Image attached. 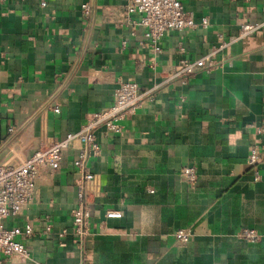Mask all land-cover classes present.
Returning <instances> with one entry per match:
<instances>
[{"label": "crops", "instance_id": "0c3cea01", "mask_svg": "<svg viewBox=\"0 0 264 264\" xmlns=\"http://www.w3.org/2000/svg\"><path fill=\"white\" fill-rule=\"evenodd\" d=\"M179 1L208 26L166 31L155 56L141 44L140 27H116L123 0H0L1 164L77 132L110 106L117 78L154 93L121 122V133L97 132L101 151L88 164L95 180L87 185L85 254L72 236L64 246L56 238L70 228L77 202L75 151L66 150L35 200L6 220L7 228L30 225L32 234L18 238L29 258L4 264H264V135L261 178L254 182L247 155L255 138L246 127L264 126V0ZM82 4L90 7L88 18ZM243 23L262 29L217 54L222 66L185 85L163 83L180 59L205 56L217 34L236 37ZM187 165L199 175L193 187L179 175ZM107 211L121 218L106 219ZM179 228L193 234L184 248L174 244ZM242 228L256 230L261 242L237 241Z\"/></svg>", "mask_w": 264, "mask_h": 264}, {"label": "built area", "instance_id": "2783aa9c", "mask_svg": "<svg viewBox=\"0 0 264 264\" xmlns=\"http://www.w3.org/2000/svg\"><path fill=\"white\" fill-rule=\"evenodd\" d=\"M44 6V2H41ZM81 13L85 18L90 15L88 4H82ZM123 20L117 22L116 27L138 26L143 30L145 40L142 45L148 47L157 56L162 53L160 45L163 34L168 30L183 32L197 27L206 28L207 18L195 22L193 15L184 10L179 0H123ZM262 29V24L243 23L239 26L236 37L225 39L222 33L217 34L216 42L210 46L208 53L198 59H180L175 66L167 72L163 83L176 80L182 85L198 73H210L222 66L215 57L224 51L238 38L254 34ZM134 36V31L130 32ZM124 47V42L122 43ZM180 51L183 48L180 47ZM115 88L112 94L110 106L100 109L92 114L75 133H68L62 139H52L42 142L38 148L28 157L20 161L0 163V264L11 262L19 258L27 260L29 253L19 237L28 238L32 234L30 225L23 228H7L6 220L17 217L21 211L30 205L36 198L39 183L46 177H54L60 169L62 153L66 150H74L72 161L76 180V206L71 211V225L69 229H62L56 233L60 246H64V239L72 236L76 248L83 251V242L89 234L90 210L88 206L87 185L95 180L89 168V161L100 155V143L97 132L102 134H119L122 132L121 122L128 119L141 107L145 101L152 102L154 93L142 94L138 85L130 80H115ZM157 87L155 86L154 89ZM153 89V90H154ZM184 103V98L179 97L178 104ZM50 109L58 113L57 106ZM246 127L252 129L254 142L250 146L247 155V165L251 170L253 181L261 178L259 164L263 146L260 137L264 135V126L256 123H248ZM9 133L16 135L18 130L9 128ZM182 180L193 187L198 181V173L194 166L187 165L179 172ZM152 193L151 190H149ZM106 219H119L121 213L116 211L105 212ZM51 227L45 226L44 234H49ZM190 228H179L173 234L174 244L178 248H184L192 238ZM237 241L247 244H259L261 236L254 229L242 228L236 234ZM79 264H85L83 261Z\"/></svg>", "mask_w": 264, "mask_h": 264}]
</instances>
